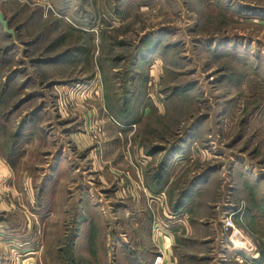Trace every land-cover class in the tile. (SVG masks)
Returning <instances> with one entry per match:
<instances>
[{
  "label": "rangeland",
  "instance_id": "obj_1",
  "mask_svg": "<svg viewBox=\"0 0 264 264\" xmlns=\"http://www.w3.org/2000/svg\"><path fill=\"white\" fill-rule=\"evenodd\" d=\"M0 13V264H149L169 245L174 264H241L246 243L264 249V0Z\"/></svg>",
  "mask_w": 264,
  "mask_h": 264
},
{
  "label": "built area",
  "instance_id": "obj_2",
  "mask_svg": "<svg viewBox=\"0 0 264 264\" xmlns=\"http://www.w3.org/2000/svg\"><path fill=\"white\" fill-rule=\"evenodd\" d=\"M234 214L235 213H227V215H225L222 218L223 233L227 237L228 241L230 242L232 246H234L233 242L236 236L241 234L240 230L236 228V221H239V222L242 221L241 215H238L237 219H235ZM166 237H169V235H164V238ZM246 246L249 248V250H244V251L250 252L252 249H254L252 252L254 264H264V249L262 253H259L256 250V248L252 246L250 243L248 244L246 243ZM157 249H158V254H157L158 256L154 258L151 264H163L164 263L165 256L160 247ZM163 249H165V247Z\"/></svg>",
  "mask_w": 264,
  "mask_h": 264
},
{
  "label": "crops",
  "instance_id": "obj_3",
  "mask_svg": "<svg viewBox=\"0 0 264 264\" xmlns=\"http://www.w3.org/2000/svg\"><path fill=\"white\" fill-rule=\"evenodd\" d=\"M260 223H262L261 226L264 227V215L261 216ZM169 238H170V235L167 239H169ZM169 248H170V245L165 246V250H164L165 262L167 260L168 264H174L176 262V258L174 255H172L171 250ZM228 248H229V246H228ZM235 248H237V247H235ZM237 249H239V248H237ZM241 250H243V249H241ZM262 252H263V249L259 253H262ZM246 255H249L247 251H244V253L241 255H237L235 258V263L238 262V263L242 264V262H244V257ZM152 261H153V259L151 261H149L150 262L149 264H151Z\"/></svg>",
  "mask_w": 264,
  "mask_h": 264
},
{
  "label": "water",
  "instance_id": "obj_4",
  "mask_svg": "<svg viewBox=\"0 0 264 264\" xmlns=\"http://www.w3.org/2000/svg\"><path fill=\"white\" fill-rule=\"evenodd\" d=\"M0 24L2 25L3 29L5 32L9 33V34H13V32L11 30L8 29V23L5 20L4 16L0 13Z\"/></svg>",
  "mask_w": 264,
  "mask_h": 264
},
{
  "label": "bare ground",
  "instance_id": "obj_5",
  "mask_svg": "<svg viewBox=\"0 0 264 264\" xmlns=\"http://www.w3.org/2000/svg\"><path fill=\"white\" fill-rule=\"evenodd\" d=\"M245 243V242H244ZM234 246L239 248V247H243V240L242 239H239L238 237H236L234 239V242H233Z\"/></svg>",
  "mask_w": 264,
  "mask_h": 264
}]
</instances>
